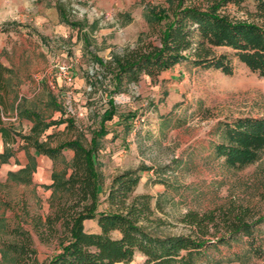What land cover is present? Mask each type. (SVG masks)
<instances>
[{
  "label": "rangeland",
  "instance_id": "1",
  "mask_svg": "<svg viewBox=\"0 0 264 264\" xmlns=\"http://www.w3.org/2000/svg\"><path fill=\"white\" fill-rule=\"evenodd\" d=\"M60 5L77 26L63 19ZM161 5L166 6V0H0V63L8 69L1 71L0 110L3 123L20 135L13 145L14 158L17 163L16 154L28 160L22 137L31 135L33 122L24 111L51 123L40 141L56 146L81 131L90 138L112 95L116 114L105 122L108 134L99 151L100 209L107 207L116 174L145 167L135 193H149L153 205L159 203L157 214L168 222L166 232H188L181 218L189 211L234 209L252 221L264 214V156L244 169L229 170L213 145L220 141V123L264 115V77L234 60L233 75L183 62L158 78L125 82L115 93L112 76L101 78L104 69L97 58L109 61L114 53L136 46L140 37L155 39L149 36V11ZM60 63L70 65L71 84L58 77ZM29 152L39 164L33 181L0 183V224L2 218L8 226L21 223L44 261L58 245L41 242L32 219L50 213L48 183L54 162L33 148ZM72 156L73 151H64L58 167ZM8 167L0 165L1 181ZM95 223L87 222L86 230H94ZM3 234L0 226L5 238ZM261 235L264 240V232ZM243 244L241 239L234 251H243ZM221 248L223 256L231 254ZM246 261L243 264H264V259ZM132 264L147 263L138 253Z\"/></svg>",
  "mask_w": 264,
  "mask_h": 264
},
{
  "label": "trees",
  "instance_id": "2",
  "mask_svg": "<svg viewBox=\"0 0 264 264\" xmlns=\"http://www.w3.org/2000/svg\"><path fill=\"white\" fill-rule=\"evenodd\" d=\"M167 5L149 11L151 34L123 53L104 61L97 58L104 72L111 75L113 93L125 82L138 83L143 76L158 78L178 64L219 70L225 75L235 72L234 60L264 77V0H166ZM63 19L72 25L60 5ZM8 70L0 63L1 71ZM3 86L0 83V88ZM109 107L101 115L100 127L92 129L88 138L82 131L75 138L51 146L40 136L51 126L39 115L24 111L33 122L31 135L22 138L28 152V164L9 172L8 180L31 183L37 168L36 157L29 152L49 157L54 162L52 190L46 218L34 217L33 227L40 241H56L57 251L40 260L31 233L21 223L8 226L1 219L5 238L0 236V261L9 264H131L138 253L147 264H223L246 263L264 259V214L248 221L245 212L234 209L189 211L181 222L188 232H166L167 221L158 216L159 203L153 205L149 193L136 194L141 181L138 167L116 174L106 196V208L100 209L101 185L99 151L108 134L105 122L116 114L112 95ZM71 123V121H70ZM73 124V123H72ZM220 141L213 150L222 165L229 170H241L257 163L264 156V115L241 116L220 123ZM69 128V127H68ZM74 128V127H72ZM5 143L17 141V133L0 127ZM66 150L73 151L70 161L58 160ZM12 152L6 147L0 153L2 161ZM86 220H96L99 232L85 228ZM244 240L243 251L234 246ZM222 246L230 250L223 256Z\"/></svg>",
  "mask_w": 264,
  "mask_h": 264
},
{
  "label": "crops",
  "instance_id": "3",
  "mask_svg": "<svg viewBox=\"0 0 264 264\" xmlns=\"http://www.w3.org/2000/svg\"><path fill=\"white\" fill-rule=\"evenodd\" d=\"M2 120H3L2 119V111L0 110V127H5L6 125L3 123ZM16 142H14V143L12 142V143H7L6 144L5 141H4L3 134L0 132V153H3L5 151V149H6V147H8L10 149V151L12 152V155L7 160L2 161L0 159V165L1 166H5V165H7V167L9 166L8 169H7V171H6V179H5V181H1L0 180V183H5L8 180V177H9L8 174H9V172H16V171L24 168L28 164V162H29V158H28V160H26L25 158L19 157L18 154H16V155L19 158V163L16 162V159L14 158L15 157V148L13 147V145ZM11 158H14V161L13 162H11ZM36 160H37V158H36ZM13 164H14V166H16V168L13 167ZM37 168H39L38 162H37ZM51 175H52V172H51ZM51 183H52V178H51V180H50V182L48 184L50 185ZM91 221H93V220H86L85 221V225L87 224V222H91ZM99 231H100V228H99L98 223L96 221L94 230H92L90 232H99Z\"/></svg>",
  "mask_w": 264,
  "mask_h": 264
},
{
  "label": "built area",
  "instance_id": "4",
  "mask_svg": "<svg viewBox=\"0 0 264 264\" xmlns=\"http://www.w3.org/2000/svg\"><path fill=\"white\" fill-rule=\"evenodd\" d=\"M57 75L59 78L63 79L66 83L71 84L74 81L73 73L71 72V67L67 63H60L56 65Z\"/></svg>",
  "mask_w": 264,
  "mask_h": 264
}]
</instances>
